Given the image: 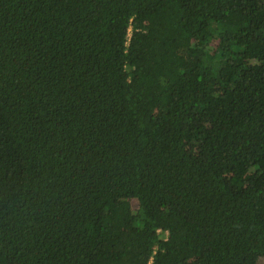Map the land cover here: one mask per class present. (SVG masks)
Wrapping results in <instances>:
<instances>
[{"label":"trees","instance_id":"1","mask_svg":"<svg viewBox=\"0 0 264 264\" xmlns=\"http://www.w3.org/2000/svg\"><path fill=\"white\" fill-rule=\"evenodd\" d=\"M264 0H0V264H263Z\"/></svg>","mask_w":264,"mask_h":264},{"label":"rangeland","instance_id":"2","mask_svg":"<svg viewBox=\"0 0 264 264\" xmlns=\"http://www.w3.org/2000/svg\"><path fill=\"white\" fill-rule=\"evenodd\" d=\"M263 264H264V261H263Z\"/></svg>","mask_w":264,"mask_h":264}]
</instances>
